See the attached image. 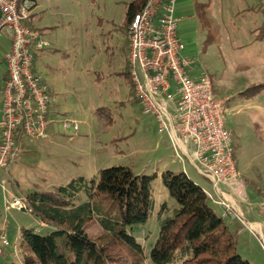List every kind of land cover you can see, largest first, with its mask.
I'll return each mask as SVG.
<instances>
[{
  "label": "rangeland",
  "instance_id": "rangeland-1",
  "mask_svg": "<svg viewBox=\"0 0 264 264\" xmlns=\"http://www.w3.org/2000/svg\"><path fill=\"white\" fill-rule=\"evenodd\" d=\"M36 1L34 25L52 26V38L46 39L49 46L59 49L41 61L43 70L59 84V102L67 110L63 118L76 121L78 130H63L57 121L48 139L34 140V144L32 139L24 141L10 166L18 191L51 189L79 176L97 180L99 170L110 166L128 167L135 175L156 174L153 210L145 223L128 229L143 249L144 264H152L149 252L159 230L157 214L163 206V216L172 215L177 206L159 175L164 170L184 172L210 195L209 205L235 233L237 254L249 264H264V212L260 208L264 206V87L254 94L244 92L264 84V11L256 0H178L174 11L181 55L195 59L207 71L214 95L228 100L225 126L231 135L238 179L229 187H219L233 194L232 199H225L231 213L214 202L220 196L213 183L186 157L177 158L167 132L159 130L153 116L143 115L132 97L122 69L127 55L126 11L133 0ZM7 46V36L0 30V53ZM9 189L0 188V235L9 243L0 264L20 261L21 227H32L40 234L51 230L33 214L7 208ZM80 196L85 198L83 192ZM244 200L248 213L238 207ZM248 221L259 222L258 234L250 228L257 226ZM86 231L91 236L99 234L95 219Z\"/></svg>",
  "mask_w": 264,
  "mask_h": 264
},
{
  "label": "built area",
  "instance_id": "built-area-1",
  "mask_svg": "<svg viewBox=\"0 0 264 264\" xmlns=\"http://www.w3.org/2000/svg\"><path fill=\"white\" fill-rule=\"evenodd\" d=\"M177 1L146 0L128 21L127 74L132 97L141 113L153 116L159 130L167 132L177 158L186 157L213 183L220 196L214 202L231 213L219 187H229L238 179L231 135L225 126L228 100L214 95L207 71L195 59L181 55L183 45L174 15ZM256 4L264 10V0ZM35 5V0H0V30L10 37L1 91L0 188H10L7 208L29 213L31 205L11 179L10 166L22 151V139L45 138L50 124V89L33 68L35 57L48 46L34 25ZM60 123L63 130H78L76 121L62 118ZM8 244L5 235H0V255Z\"/></svg>",
  "mask_w": 264,
  "mask_h": 264
},
{
  "label": "trees",
  "instance_id": "trees-1",
  "mask_svg": "<svg viewBox=\"0 0 264 264\" xmlns=\"http://www.w3.org/2000/svg\"><path fill=\"white\" fill-rule=\"evenodd\" d=\"M145 1L129 3L125 32ZM262 87L258 83L244 92L254 94ZM156 177L135 175L119 165L100 169L97 180L79 176L51 189L34 188L26 194L31 214L51 230L40 234L21 227V259L13 264H144L143 249L128 229L145 223L153 210ZM159 179L177 206L172 215L163 216V206L157 214L152 264H249L236 252L235 233L198 184L171 170L162 171ZM93 219L100 227L97 236L86 231Z\"/></svg>",
  "mask_w": 264,
  "mask_h": 264
},
{
  "label": "crops",
  "instance_id": "crops-1",
  "mask_svg": "<svg viewBox=\"0 0 264 264\" xmlns=\"http://www.w3.org/2000/svg\"><path fill=\"white\" fill-rule=\"evenodd\" d=\"M35 3H36V5H35L34 9L37 8L36 7L37 6V1L36 0H35ZM34 9H33V21L36 20L35 19L36 15H35ZM40 29L42 31L43 37L46 39L48 37V35H50V36L52 35L54 28L52 26H45V27H42ZM5 34H6L7 39H8V46L5 47L0 53V56H1L0 57L1 58V62H0V128H1V123H2V119H3L2 110H1V101H2L1 91H2L3 82L5 80V76H6V65H5L4 57H5L6 53L9 51V48H10V37H9V35L6 32H5ZM51 38H52V36H51ZM124 39H125V46H126V50H127L126 32L124 33ZM57 51H59V49L57 47L49 46V44H48V46L45 47L35 57L34 62H33L34 70L38 74L41 75L42 80L47 84V86L50 89V101H49V119H50V124H49L48 130H47V136L45 138H40V139H43V140L48 139L49 136H51V134L53 132V130L51 129L53 124L55 122H57V121L60 122L59 119L67 116V110H65V108L59 102V98H60V93H59V88H58L59 84L57 83V81L53 77L50 76V77L47 78V74H49V73H46V71L43 70L44 66L42 65V62H41L43 59L54 55V53H56ZM126 71H127V55L125 57V66L122 69V72H123L124 75H125ZM127 76H128V74H127ZM125 78H126V75H125ZM128 80H129V77H128ZM129 83H130V81H129ZM212 89H213V87H212ZM25 140H27V138L22 139V150H23V143H24ZM34 140H39V139H32L30 142H32V144H34ZM14 181L16 182L17 188L20 189L18 181L16 179H14ZM31 190H33V189H31ZM205 193H207V192L205 191ZM223 193H224L223 194L224 198L226 200L232 199L233 194L229 190H228V192L225 191ZM24 195H26V194H24ZM241 200H243V199H241ZM247 203H248L247 200H244V202L243 201H239V206L238 207H239L240 210L244 211V213H248L249 212V208L247 207ZM240 204L242 206H240ZM220 206L222 207V205H220ZM223 210H225L224 207H223ZM262 212H264V209L262 210ZM248 222H250V223H248V225L251 224V223L255 224L257 227H255V228L250 227V228L253 230L254 233L258 232L259 222H257V221H248ZM44 226L49 227L48 225H45V224H44ZM256 234H258V233H256Z\"/></svg>",
  "mask_w": 264,
  "mask_h": 264
},
{
  "label": "bare ground",
  "instance_id": "bare-ground-1",
  "mask_svg": "<svg viewBox=\"0 0 264 264\" xmlns=\"http://www.w3.org/2000/svg\"><path fill=\"white\" fill-rule=\"evenodd\" d=\"M250 225V224H249ZM251 226V225H250Z\"/></svg>",
  "mask_w": 264,
  "mask_h": 264
}]
</instances>
